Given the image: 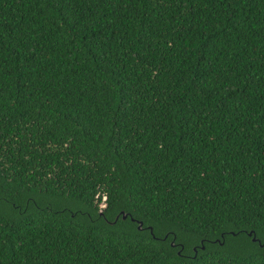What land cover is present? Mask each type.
Here are the masks:
<instances>
[{"label":"trees","instance_id":"16d2710c","mask_svg":"<svg viewBox=\"0 0 264 264\" xmlns=\"http://www.w3.org/2000/svg\"><path fill=\"white\" fill-rule=\"evenodd\" d=\"M0 264H264V0H0Z\"/></svg>","mask_w":264,"mask_h":264},{"label":"rangeland","instance_id":"374dc122","mask_svg":"<svg viewBox=\"0 0 264 264\" xmlns=\"http://www.w3.org/2000/svg\"><path fill=\"white\" fill-rule=\"evenodd\" d=\"M104 207V205H102Z\"/></svg>","mask_w":264,"mask_h":264},{"label":"water","instance_id":"95a60500","mask_svg":"<svg viewBox=\"0 0 264 264\" xmlns=\"http://www.w3.org/2000/svg\"><path fill=\"white\" fill-rule=\"evenodd\" d=\"M251 235V234H250Z\"/></svg>","mask_w":264,"mask_h":264}]
</instances>
